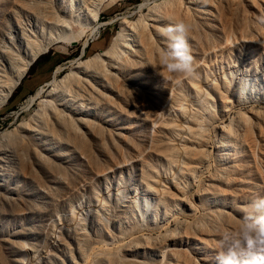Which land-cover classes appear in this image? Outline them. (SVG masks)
Listing matches in <instances>:
<instances>
[{
  "label": "rangeland",
  "instance_id": "obj_1",
  "mask_svg": "<svg viewBox=\"0 0 264 264\" xmlns=\"http://www.w3.org/2000/svg\"><path fill=\"white\" fill-rule=\"evenodd\" d=\"M157 1H102L95 24L89 30L75 24L69 34L73 39L67 44L54 41L29 66L0 108V134L10 133L0 147V264H109L100 260L108 256L110 264L132 258L144 264H195L196 260V264H218L225 233L235 234L248 205L264 198V122L253 129L249 143L239 148L237 167L217 185L216 193L201 192L200 198L191 193L203 189L202 179L209 171L203 169L188 197L186 193L178 203L165 192L145 198L152 178L158 175L162 180L173 173L162 151L175 138L182 108L188 114L196 109L192 106L195 84L202 87L201 82L209 79L210 83L215 80L214 86L229 70L240 74L246 70L251 79L262 78L264 0H209L203 13L179 14L180 20L170 25L160 21L163 29L179 21L190 26L186 39L197 65L193 76L172 73L162 63L168 48L157 43L170 44L163 30L152 36L151 42L160 48L150 42L147 66L112 70L105 79L87 71L93 90L72 86L68 94L47 97L46 87L39 99L23 107L56 75L67 74L71 62L109 50L122 23L145 15L150 6L141 11V4ZM76 2L0 0L3 81L13 70L8 68L5 50L27 56L28 40L40 45L53 33L41 18L46 8L64 9L73 4L77 10ZM154 19L157 22L159 16ZM152 48L158 49L157 54ZM258 87L264 92L262 81ZM47 99L69 114L68 121H55L46 105L39 108L38 102ZM77 116L84 119L82 124L76 123ZM160 183L163 190L174 192L172 186ZM130 196L148 201L146 208L140 210ZM183 219L201 223L183 231L179 223ZM166 246L183 249V255L169 259L162 252Z\"/></svg>",
  "mask_w": 264,
  "mask_h": 264
},
{
  "label": "bare ground",
  "instance_id": "obj_2",
  "mask_svg": "<svg viewBox=\"0 0 264 264\" xmlns=\"http://www.w3.org/2000/svg\"><path fill=\"white\" fill-rule=\"evenodd\" d=\"M102 1L104 2V0H77V10L74 9L73 4L70 5V7L66 6V8L64 9H61L59 6L58 8H54L52 6L51 8L49 7V9L47 7L45 12H43L41 18L46 21L45 23H49L52 28L51 30L53 33H49V38L47 37L48 39L46 41L41 40L42 42L40 45L38 44L39 42L37 43L36 41L28 40L29 43L28 45L26 43V45L30 48V52L25 57H19V55L15 52L5 50V52H7L6 56L8 68H11L13 70L11 77L8 80H5L6 82L3 81V79L5 78V70H0V108L9 99V96L17 87L29 66L34 62L35 59L44 54L54 41L67 44V42L73 39V37L69 36V34L72 33L75 24L79 25L82 28H87L88 30L95 24L100 12L101 3H103ZM207 2L210 3L211 0L210 2L209 0H160L157 2H153L152 4H141L139 7L141 11L144 10L146 6H150L147 9V13L145 15H139L140 17H138V19L134 22H123L121 29L118 35L115 36L116 38L113 40V43L111 47H109V50L103 53H98L84 60L71 62V67L67 74H65L63 77H60L61 75H56L59 78L56 76L52 78L50 82H48L42 89H40L36 95L31 96L23 105V107H28V105L32 104L38 98L37 96L41 94V90L45 89L46 87V89L49 90L47 93V97H50L57 92L59 94H68V88H71L72 86L78 90H93V88H91L93 84L89 82L88 78L90 76L86 74L87 71L93 72V77H104L102 79H105L107 77V74L110 75L112 73V70H116L119 68H122L124 70L127 67L131 66L132 68H134V66L136 65H138L139 69L141 67L147 66V60L145 61V57L147 56L145 55H149L148 52L149 50H151L150 44L154 41V37L152 36H157L158 33L160 34L159 31H166V29H163V27L161 26L164 24H162V22L160 23V21H168L170 25L172 20L175 19L178 21L179 14L180 16L182 15L181 17H183V15H189V11L191 10H198L199 12L203 13V10H205V6H207L206 4H208ZM158 13H160V15ZM156 15L159 16V20L157 19V22L154 19ZM88 17L91 19L90 21L87 20ZM166 27H169L168 24L166 25ZM83 32L84 30H81L79 33L83 34ZM85 33L87 34L88 31L86 30ZM151 39H153L152 42ZM155 43L153 42L154 47L160 48L158 47L159 45L155 46ZM157 44L169 48V43L167 44V42L165 43L159 40ZM147 48H149V50ZM155 49H153L154 52ZM153 51L151 52L152 54ZM155 53L157 54V52ZM5 54H2V57H4ZM238 69L240 68H237L235 70ZM244 71V74H240L236 73L233 70H229V73L227 72L225 73V75L224 73L222 74V78L219 77V79L221 78V80L218 83L216 82V84L214 83V86L213 82L215 80L210 83L211 81H206L209 79L203 80V82H201L204 83V86L202 87L195 84V86L197 87H195L197 93L193 96L196 95V103L195 106H192L194 107V109L196 107V109L188 114L187 112H183L184 108H182V105H180L182 108V114L181 116L179 115V120L177 121V124L175 126L177 133L174 136L175 138L172 139L170 145L164 151H162L164 155L163 158L166 161L167 166L171 167L173 173L167 178H165V176L162 180L158 175H156V177L154 175L155 178H152L151 180L153 184L151 185L149 192L145 194V198H147V196H155L157 194L159 195L160 192H165L167 196H170L169 199H171L173 202L176 201V203H178L179 201L183 200L186 193L188 197V192L192 189L193 181L200 172L202 173L201 170L203 169L209 170L206 174L204 173L205 175L202 174L204 175L202 179L204 187L198 192L192 191L191 193H193L194 196H198L199 198L203 194V192L205 194L207 192H213L214 194V192L216 193L218 191L217 185L223 183V180L228 175L227 173L233 172L235 170L238 165L236 163L238 161H235V159L239 155V148L247 145V142L249 143V135H253V129L255 130L257 128H260V124L264 122V92L260 91L261 89H259L258 87V82L260 83V81H262L264 83V74H262L263 76L258 75L262 78L259 79L257 77L254 80L250 78V75L246 73V70ZM258 101L259 103H261V106L256 107L255 105H251ZM245 104L249 105L246 109H242L241 106ZM38 105L40 109L41 106H47V110L55 121H66V118L69 116V114H66L61 108H58V106H56L49 99L39 101ZM216 108L217 110L220 109V111L218 112ZM75 120L76 123L79 124H82L84 121V119L80 116H77ZM9 135L10 133L8 132L0 134V147L3 145V142L7 140ZM209 148L211 149L210 151ZM210 156H212L213 158V165H210ZM210 166L213 167L209 169ZM201 173L199 175H201ZM198 177L197 180L199 179ZM160 181H163V184L172 186L174 188V192H169L170 190L165 189L163 190V185H161L162 182L160 183ZM167 188L169 187L167 186L166 189ZM133 197L135 200L131 201L135 203V205H137L140 210L143 211L146 208L148 201L143 199V202H141L140 200H136L135 196ZM166 198L168 199V197ZM189 206L191 208V205ZM208 213L210 212L208 211L207 214ZM204 220L205 219H203V221ZM176 223L178 224V222ZM179 223L184 226V231L185 229H191L192 226L193 228H196L197 224L199 225V223L201 222L197 221L195 224L193 221V224L191 221H186V219L184 221L183 219V221H179ZM181 225H179V228H182ZM179 228L176 229L179 230ZM172 230H170L171 233L173 232ZM171 233L168 234L171 235ZM182 233L183 232H181V235ZM161 236L163 239V235ZM164 236L166 237L165 234ZM165 239L166 238H164V240ZM165 244L167 243L165 242ZM182 251L183 249H169L166 246L165 250L162 252L165 255L167 254L170 259L171 257L175 258L177 256L176 258H178L179 256L183 255L181 254ZM184 254V256H187L186 253ZM110 255L114 256V254L111 253ZM105 256L106 254L104 255V257ZM113 256L111 257L113 258ZM109 258L110 256L103 259L100 258V260L102 262L107 261V263L109 261L110 264V261L112 260H110ZM132 259H122L121 264H144ZM115 262L113 263L115 264ZM118 262L119 261H117L116 263L120 264Z\"/></svg>",
  "mask_w": 264,
  "mask_h": 264
},
{
  "label": "clouds",
  "instance_id": "obj_3",
  "mask_svg": "<svg viewBox=\"0 0 264 264\" xmlns=\"http://www.w3.org/2000/svg\"><path fill=\"white\" fill-rule=\"evenodd\" d=\"M189 27L179 21L166 29L170 44L162 57L170 72L182 73L185 77L195 75L197 70L186 39ZM217 259L218 264H264V198L248 205L235 234L225 233Z\"/></svg>",
  "mask_w": 264,
  "mask_h": 264
},
{
  "label": "water",
  "instance_id": "obj_4",
  "mask_svg": "<svg viewBox=\"0 0 264 264\" xmlns=\"http://www.w3.org/2000/svg\"><path fill=\"white\" fill-rule=\"evenodd\" d=\"M85 45H83V47H84ZM83 47H82V49H83Z\"/></svg>",
  "mask_w": 264,
  "mask_h": 264
}]
</instances>
